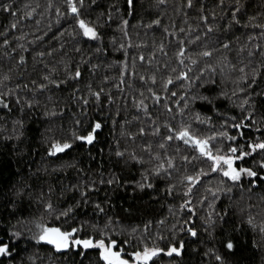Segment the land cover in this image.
Segmentation results:
<instances>
[{"label": "trees", "instance_id": "1", "mask_svg": "<svg viewBox=\"0 0 264 264\" xmlns=\"http://www.w3.org/2000/svg\"><path fill=\"white\" fill-rule=\"evenodd\" d=\"M234 8L239 23L231 19ZM80 16L96 26L97 38L82 35L65 0H0V95L8 93L3 96L8 107L0 104V238L8 241L10 227L22 233L11 242L15 252L0 255V264H103L96 248L57 250L33 240L36 222L65 230L81 226L74 234L81 238H100L103 228L126 253L141 238L150 246L156 239L161 248L183 240L179 256L159 254L152 264H221L215 254L222 264H264V169L258 164L264 151L253 152L247 145L264 140V97L259 95L264 92V0H193L191 6L187 0H134L131 11L127 0H84ZM226 40L228 46L221 47ZM181 41L185 51L178 57ZM209 49L210 56L200 55ZM77 67L81 75L70 76ZM253 69L258 70L254 85ZM180 71L188 78L180 77ZM244 75L249 78L241 79ZM169 76L172 82L165 87ZM197 95L211 99L193 101ZM186 100L188 108L177 111ZM196 112L208 122H196ZM97 120L102 126L92 143L73 137L74 131L86 134ZM241 120L244 126L234 129ZM165 121L174 129L191 124L200 136L222 131L236 136L234 141L217 137L211 146L226 150L236 145L237 156L239 150L249 152L234 164L259 175L242 174L234 182L209 172L189 193L195 211L180 208L188 199L183 177L209 165ZM154 125L159 132L153 133ZM169 135L173 138L165 140ZM53 137L70 140L71 147L49 155L44 140ZM168 157L174 159L170 175L151 172ZM145 170L153 187L141 189L137 182ZM88 184L95 188L81 197ZM168 185L174 186L171 195ZM212 188L220 191L212 193ZM45 203L53 205L51 213ZM69 205L71 213L58 219ZM189 226L196 236L187 233ZM228 238L234 240L231 250L224 247ZM208 249L215 253L205 255Z\"/></svg>", "mask_w": 264, "mask_h": 264}, {"label": "snow or ice", "instance_id": "2", "mask_svg": "<svg viewBox=\"0 0 264 264\" xmlns=\"http://www.w3.org/2000/svg\"><path fill=\"white\" fill-rule=\"evenodd\" d=\"M129 5V10L131 11L132 7L134 6V0H127ZM188 5L191 6L193 3V0H187ZM93 3H95V0H93ZM66 4V12L68 15H75V23L82 32V35L84 37H90V38H97L98 37V31L96 26H94L93 23L86 21L80 16V9L84 5V0H65ZM203 9V5L201 6ZM3 8L7 11L10 10V4H4ZM57 12L60 15H64L65 13L60 12V9L57 8ZM232 21H235L236 23H239V20L237 19V11L236 9H232ZM212 15L215 16V12H212ZM201 20H206L205 16L200 17ZM253 19V18H249ZM122 23H127V21H122ZM153 24H158L159 20L152 21ZM15 24H12L11 27H15ZM225 27H228L227 25ZM260 27L264 28V25H260ZM209 30L211 29V25H208ZM251 39V38H250ZM5 44L8 43L7 40L4 41ZM228 41L226 40L221 47H227ZM161 48H163V45H160ZM185 51V46L183 45V42L181 41V46L179 48V51L177 53L178 57H182V54ZM212 54V50H205L200 53L202 56H210ZM251 54V53H250ZM42 55V54H41ZM21 60L24 59L23 56L20 57ZM142 59V57H141ZM182 62V60H181ZM195 63V61H192ZM208 67H211L209 65ZM201 72L204 71V69H200ZM241 71H243V67L241 68ZM258 74L257 69H253L251 73V79H252V85L256 83V76ZM72 77H79L81 75L79 67H77L76 71L74 73H69ZM180 77H184L185 79L188 78L187 73L185 71L179 72ZM249 77L247 75H244L241 77V79L247 80ZM107 79V78H106ZM141 79H144L142 76ZM153 81L155 80V76L150 77ZM173 77L169 76L168 80L165 81V87H167L168 84L172 82ZM53 83H59V81H53ZM252 85H249V87H252ZM19 87V85L17 86ZM40 87H44V85H40ZM91 92V89H89ZM151 92L153 98L157 97V93L149 89ZM162 94V93H161ZM8 95V93H4L3 95H0V104H2L4 107H8V101L3 98V96ZM94 95L99 98L100 92L97 91L94 93ZM183 95V93L181 94ZM220 95H225L224 93H220ZM251 95V94H250ZM259 95L264 97V92H260ZM111 100V97H109ZM210 97L203 96V95H197L193 96L192 100H201V101H210ZM245 102H249V97H245ZM142 101L138 102L136 104L137 107L142 106ZM241 107H244L243 104L240 105ZM167 107V105H166ZM188 108V101H185V107L184 109H177V111H184ZM170 110V109H169ZM215 110V109H214ZM251 112V109L249 110ZM47 115V113H45ZM193 118L196 122L200 123H207L208 117L202 116L201 113L196 112L193 114ZM235 119V118H233ZM22 123V122H21ZM79 123V121H77ZM226 124V121H225ZM101 122L95 121L91 124V130L87 131L84 135H77L76 132H73V137L76 140L82 141V142H88L92 143L95 139L94 133L97 129L101 128ZM165 126L174 133V136L177 139L185 141V143L191 145L195 152L199 154V157H204L207 159L208 162V168L204 169L201 168L197 172L187 175L183 177L184 180H186L187 186L185 195H188V199L183 200L180 204V208H190L193 211L195 209L193 208L192 204L190 203L191 196L189 193L193 189V185L197 183V181L201 180L202 176H206L209 172H220L222 173L223 177H226L230 179L231 181H239L242 178V174H246L249 177H257L259 174L255 172L251 167H236L234 164V161L239 160L241 157L247 156L250 153L245 152L242 150H239V155L237 156L236 153L238 152V147L236 145H233L231 147H228L226 150L223 146H218L216 148H213L211 146L212 141L215 140L217 137L220 138H227L229 141H234L237 139L236 136H231L227 131L222 132H213L210 136H200L197 135L194 130L191 127V124H181V126L178 129L172 128L171 124H169L167 121H165ZM244 126V121L241 120L239 123H235L232 125L234 129H241ZM140 133H144L145 129L141 127L138 130ZM159 132V127L155 126L153 127V133ZM243 133H238V135H242ZM129 135H133L132 133H129ZM173 137L172 135L164 137L165 140H171ZM44 142L48 144L47 153L49 155H55L56 153H61L65 149H69L71 147V141L68 139H58V138H45ZM248 148L251 149L253 152L257 149L264 151V140H258V142L253 141H247ZM146 148L150 149V145H145ZM161 148L164 147V144L161 143ZM117 155H121L120 152L117 153ZM155 156L156 154L153 153ZM133 159H139L138 157L133 156ZM157 159L159 157L157 156ZM182 159L188 160L191 159L189 157H182ZM258 164L262 169H264V159H261L258 161ZM172 167H174V159L173 157H168L167 161H160V163L153 167L151 169V172L154 174H160L162 171H169ZM169 171V175H170ZM114 179L118 180V178L114 177ZM114 179H110L107 181L108 184H112L114 182ZM149 180V174L147 170H145L144 174L142 175L141 181L137 182V187L143 189L145 187L152 188L153 185L151 183H148ZM223 181H221L222 183ZM103 183V181H101ZM252 184L256 183V180L253 179L251 181ZM74 188L76 186H73ZM173 185H168L167 190L169 192V195H171V190L173 189ZM95 188L94 184H88L83 190H81L80 195L81 197H84L86 195L87 189ZM220 191L218 188H212V193H217ZM23 192V188L18 189L17 194ZM201 200H204V197H200ZM80 201H77L79 203ZM97 209H100V204L97 203L96 205ZM72 205H69L68 208L64 209L62 212H59L57 215V218L59 219L60 216L67 217L71 211H72ZM171 207V206H170ZM44 208L47 209L50 213L53 211V205L51 203H45ZM102 211V209H100ZM192 219L191 216L188 217V221ZM188 221H183L184 224H187ZM19 223V221L17 222ZM206 224L211 223V220H206ZM248 223L252 224V217L248 218ZM80 227H72L70 229H63L60 226L57 225H48L46 223L42 222H36L35 223V229L36 231L32 235V239L36 241H46L48 244L54 246L55 249L61 250L66 249L71 251L72 249L80 250L82 247L83 249H89V248H96L99 252V258L103 261V264H152V261L154 258L158 257L159 254H166L169 257L172 254H176L179 256L181 254V251L184 247L183 240H180L179 243H169L167 245V248H161L158 246L156 239H152L151 246L144 242V240L141 238L140 245H138L135 250L126 253L125 249L121 246H119L118 241L115 239H111L108 235V233L103 229H99V235L100 238H94V236L89 235L81 238L80 235H75L80 231ZM107 225H105V228ZM175 229V226H173ZM184 229H181L183 231ZM9 238L8 241H3L2 238H0V255L9 256L11 253L15 252V249L11 248V242L16 241L18 237H21L22 233L20 231H17L15 227L9 228ZM261 231L264 232V227L261 228ZM187 233L191 234L192 236L197 235V230L193 227H187ZM173 238H175L176 233L173 231ZM151 239V238H150ZM157 239H164V237L158 236ZM255 243V241H253ZM129 240H124V245H129ZM234 240L233 239H226L224 243V247L231 250L234 248ZM215 253L214 249H208V251L205 253V255L213 254ZM81 255H84V252H80ZM215 259L217 261H220L222 264L223 258L219 254H215Z\"/></svg>", "mask_w": 264, "mask_h": 264}]
</instances>
